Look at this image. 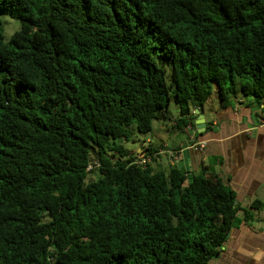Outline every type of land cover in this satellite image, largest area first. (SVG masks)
Returning a JSON list of instances; mask_svg holds the SVG:
<instances>
[{
	"label": "trees",
	"instance_id": "obj_1",
	"mask_svg": "<svg viewBox=\"0 0 264 264\" xmlns=\"http://www.w3.org/2000/svg\"><path fill=\"white\" fill-rule=\"evenodd\" d=\"M214 84L222 107L264 103V0H0V264L219 257L261 201L124 145L194 127Z\"/></svg>",
	"mask_w": 264,
	"mask_h": 264
},
{
	"label": "crops",
	"instance_id": "obj_2",
	"mask_svg": "<svg viewBox=\"0 0 264 264\" xmlns=\"http://www.w3.org/2000/svg\"><path fill=\"white\" fill-rule=\"evenodd\" d=\"M252 104L251 99L241 95L227 107L220 104L215 112L210 111L209 118L204 105L202 113L205 114L206 130L202 135H198L195 117L194 127L178 130V133H186L185 138L172 146H162L169 147L167 152L162 150L169 165L172 164L169 151L188 150V157L183 153L175 157L177 165L184 160L191 173L199 174L205 168L207 174H218L227 180L236 191L237 203L242 209L257 200L262 203L254 221L232 228L224 251L210 264H264V103ZM173 124V120L169 122V126L176 130ZM197 141L206 142L202 150L189 148ZM143 146H151L150 140L138 150Z\"/></svg>",
	"mask_w": 264,
	"mask_h": 264
},
{
	"label": "rangeland",
	"instance_id": "obj_3",
	"mask_svg": "<svg viewBox=\"0 0 264 264\" xmlns=\"http://www.w3.org/2000/svg\"><path fill=\"white\" fill-rule=\"evenodd\" d=\"M3 21L5 22V27H6L5 28L6 29L5 34H6L7 38H9L14 33V31L19 28V24H20L19 20L5 16ZM216 89H217L216 84H214V86H213L214 92L205 104L206 114H207L208 118L210 117V115H212V113H210V111H214L215 108L217 109V107L220 106V102H219V99H218V96L216 93ZM210 109H212V110H210ZM170 112H171L170 113L171 115L176 116V113H177L176 112V106L173 102L170 105ZM168 123L164 126V124H162L158 120H155L154 124H153V130L151 132L141 133V132H138L135 130L133 139L124 142L125 147L129 150L130 153H134V152L138 151V149L144 143H146L147 140H150V144L154 148H156L158 150H161V149L168 150L169 147L168 148L162 147L163 144H167V146L168 145L172 146L173 144H175V142H178V141H180L186 137V133H184V132L178 133V130L177 129L175 130L174 128L169 126ZM198 135H200V134H198ZM183 151L184 150H182L181 152L183 153ZM182 153H181V155H182ZM177 162L178 161L175 158L172 163L176 164ZM158 163H154V164L152 163L153 167L156 168V167H158V165H162L165 168H169V162L166 158V155H164L162 153L159 155ZM98 175H99L98 172L93 171L89 175V179L97 178Z\"/></svg>",
	"mask_w": 264,
	"mask_h": 264
},
{
	"label": "water",
	"instance_id": "obj_4",
	"mask_svg": "<svg viewBox=\"0 0 264 264\" xmlns=\"http://www.w3.org/2000/svg\"><path fill=\"white\" fill-rule=\"evenodd\" d=\"M195 114H197V119L195 121L196 127L198 129V133H203L206 130V119H205V114L201 113L200 109H195ZM183 155L188 157L189 152L188 150L183 151ZM178 166L181 167L183 170H189V168L184 165V160L179 161ZM237 202H235L236 204Z\"/></svg>",
	"mask_w": 264,
	"mask_h": 264
},
{
	"label": "built area",
	"instance_id": "obj_5",
	"mask_svg": "<svg viewBox=\"0 0 264 264\" xmlns=\"http://www.w3.org/2000/svg\"><path fill=\"white\" fill-rule=\"evenodd\" d=\"M205 145H206L205 141H197V142L191 143L189 148L196 149V150H202L205 147ZM181 151L182 150H171L169 151V154L174 159L175 157H178V155L182 153ZM139 158L140 159L138 160V163H141V164H145L149 160L148 157L140 156ZM94 164H96V162H94ZM94 166L96 165L90 164L87 170L91 171L94 168Z\"/></svg>",
	"mask_w": 264,
	"mask_h": 264
}]
</instances>
